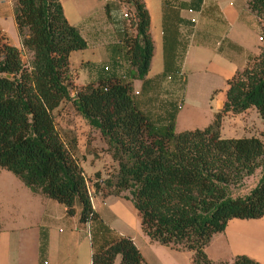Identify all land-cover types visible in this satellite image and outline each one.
Here are the masks:
<instances>
[{"label":"trees","instance_id":"1","mask_svg":"<svg viewBox=\"0 0 264 264\" xmlns=\"http://www.w3.org/2000/svg\"><path fill=\"white\" fill-rule=\"evenodd\" d=\"M245 5L260 25L264 23V0H245ZM102 7L132 70L76 84L69 53L83 48L86 40L65 17L60 0H13L22 48L0 32V168L30 190L61 202L67 214L78 202L77 219L88 224L89 264L143 262L132 237L115 232L92 206L88 188L92 174L94 190L103 188V195L131 200L140 230L150 241L191 250L189 264H264L245 252L215 260L204 249L230 218L264 215L262 138L220 133L224 112L252 106L262 120L264 137V40L226 78L222 103L210 121L174 130L172 117L151 118L131 92L132 78H144L152 53L144 1L104 0ZM20 50L28 54L26 62ZM66 99L103 138L102 149L115 162L111 174L101 177L100 170L87 174L77 154L75 132L56 126L54 110ZM257 166L260 175L248 191L230 195L228 185Z\"/></svg>","mask_w":264,"mask_h":264},{"label":"crops","instance_id":"2","mask_svg":"<svg viewBox=\"0 0 264 264\" xmlns=\"http://www.w3.org/2000/svg\"><path fill=\"white\" fill-rule=\"evenodd\" d=\"M103 1L60 0L65 17L80 28L86 40L74 63L70 62L76 84L101 74L122 75L132 70L104 16ZM143 1L149 15L152 53L144 78L131 80L133 98L151 118L165 121L172 117L175 130L203 126L222 103L226 78L258 51V18L247 9L245 0H201L199 4L189 0ZM0 32L9 43L22 48L13 0H0ZM82 126L85 139L90 138V148L81 150L75 132L80 164L83 168V163H89L88 172L83 170L87 174L102 170L104 161L115 165L102 149L105 160L97 166L101 152L96 145L103 147L104 140L87 122ZM22 184H17L14 194L0 195V264H89L88 224L77 219L78 202L73 213L67 214L61 202ZM92 191V206L115 232L132 237L142 254V264H189L191 250L148 239L140 230L139 215L129 198ZM114 219L123 221L127 229L114 227ZM58 222L64 227L57 226ZM211 238L204 249L212 259H230L241 252L232 246L227 234L211 250ZM221 251L226 254L220 255Z\"/></svg>","mask_w":264,"mask_h":264},{"label":"rangeland","instance_id":"3","mask_svg":"<svg viewBox=\"0 0 264 264\" xmlns=\"http://www.w3.org/2000/svg\"><path fill=\"white\" fill-rule=\"evenodd\" d=\"M124 8L126 10V5L124 4ZM259 33L262 34V39L260 43L264 40V23L260 25ZM81 49H74L70 53V62L74 63L78 54H80ZM21 58L24 62L28 59V54L22 52ZM221 85V84H220ZM211 99V97H209ZM215 99L213 98L211 102H214ZM78 112L74 111L71 104L66 100L61 102V105L58 109L54 110V121L56 126L61 131L64 128L71 129L74 132L78 133L79 138V146L80 149L82 148L88 149L90 148V138L88 140L85 139L84 136V129L83 123L86 122L85 119L79 114ZM84 120V121H83ZM174 128V126H173ZM92 130H95L93 128ZM175 130V129H174ZM220 133L221 135H242V134H256L260 136L264 142V137L262 136L263 133V123L260 116L257 114L256 110L250 106L238 112L226 111L222 115L221 125H220ZM96 150L101 152L102 147L99 148L96 145ZM103 152L100 153V160H98V165L101 166L103 161L105 160ZM264 162V158H263ZM89 163H83V168L86 172H88ZM104 168L99 171L101 177H105L107 174H111L115 170V166L112 164L106 165L105 161L102 165ZM91 173V172H90ZM91 175V174H90ZM260 175V166H257L252 173L245 175L239 182L230 183L228 185V192L230 195H241L248 191V189L256 182L257 178ZM92 176L89 177L88 180V188L90 194H92ZM22 184L20 180L9 170L0 168V195H7V194H14L15 190H18V185ZM16 185V186H14ZM23 187L27 188V186ZM102 190L103 188L98 189L97 191L103 195ZM96 191V190H94ZM126 192V191H122ZM113 219V218H112ZM112 225L116 228L127 229L123 221H119V219L111 220ZM57 226L64 227V223L58 222ZM233 230H237L239 232H245L242 234L235 233ZM229 235V241L231 242L232 246L238 249L241 252H245L256 259L264 261V215L255 218H230L224 229L221 231H217L213 233L211 241L209 243V248L211 250L215 249L217 246V240H224L225 236ZM247 234L255 237L252 238ZM257 238V239H256ZM226 253L222 252L220 255H224ZM220 259V258H219ZM222 259H228L225 256Z\"/></svg>","mask_w":264,"mask_h":264},{"label":"water","instance_id":"4","mask_svg":"<svg viewBox=\"0 0 264 264\" xmlns=\"http://www.w3.org/2000/svg\"><path fill=\"white\" fill-rule=\"evenodd\" d=\"M23 51L22 50H20V53H22Z\"/></svg>","mask_w":264,"mask_h":264},{"label":"built area","instance_id":"5","mask_svg":"<svg viewBox=\"0 0 264 264\" xmlns=\"http://www.w3.org/2000/svg\"><path fill=\"white\" fill-rule=\"evenodd\" d=\"M261 36L259 35V38H260Z\"/></svg>","mask_w":264,"mask_h":264}]
</instances>
